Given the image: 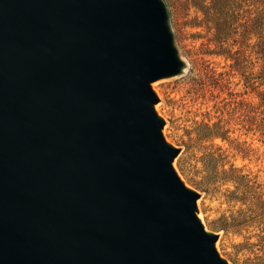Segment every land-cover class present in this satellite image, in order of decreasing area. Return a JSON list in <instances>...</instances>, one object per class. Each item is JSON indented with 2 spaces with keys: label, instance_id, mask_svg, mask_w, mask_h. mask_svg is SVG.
<instances>
[{
  "label": "water",
  "instance_id": "obj_1",
  "mask_svg": "<svg viewBox=\"0 0 264 264\" xmlns=\"http://www.w3.org/2000/svg\"><path fill=\"white\" fill-rule=\"evenodd\" d=\"M162 0H0V264H227L178 177Z\"/></svg>",
  "mask_w": 264,
  "mask_h": 264
},
{
  "label": "rangeland",
  "instance_id": "obj_2",
  "mask_svg": "<svg viewBox=\"0 0 264 264\" xmlns=\"http://www.w3.org/2000/svg\"><path fill=\"white\" fill-rule=\"evenodd\" d=\"M162 1L183 63L152 83L172 167L219 256L264 264V0Z\"/></svg>",
  "mask_w": 264,
  "mask_h": 264
},
{
  "label": "bare ground",
  "instance_id": "obj_3",
  "mask_svg": "<svg viewBox=\"0 0 264 264\" xmlns=\"http://www.w3.org/2000/svg\"><path fill=\"white\" fill-rule=\"evenodd\" d=\"M153 86V85H152ZM153 89H154V91L158 94V96L160 97L161 95H160V93H159V90H158V88H156L155 86L153 87ZM155 109L157 110V112H159V108H158V106H156L155 107ZM162 134H164V136H165V132H163ZM165 138H166V142H170L169 140H168V138L165 136ZM171 143V142H170ZM175 165V164H174ZM189 187V186H188ZM199 203H200V201H197V203H196V205H197V207H198V215H197V217H198V219L200 220V222H202L203 221V215H202V212H201V209L199 208ZM203 224H204V222H203ZM202 224V225H203ZM204 228H205V230H207L208 231V229H207V227L206 226H203ZM215 247L218 249V243H216V245H215Z\"/></svg>",
  "mask_w": 264,
  "mask_h": 264
}]
</instances>
